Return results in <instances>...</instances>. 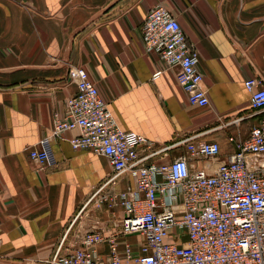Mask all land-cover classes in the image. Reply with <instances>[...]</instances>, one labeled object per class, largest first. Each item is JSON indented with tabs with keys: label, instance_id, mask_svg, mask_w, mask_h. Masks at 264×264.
<instances>
[{
	"label": "crops",
	"instance_id": "1",
	"mask_svg": "<svg viewBox=\"0 0 264 264\" xmlns=\"http://www.w3.org/2000/svg\"><path fill=\"white\" fill-rule=\"evenodd\" d=\"M158 5L198 54L208 106L190 104L178 68L144 50L140 27ZM74 66L86 69L123 130L155 146L190 135L215 140L226 159L234 149L228 137H245L259 118L244 80H264V0H0V264H48L86 231L120 228L122 208L100 197L133 179L107 183L108 159L72 148L76 130L48 140L45 166L29 155L76 92ZM238 117V125L230 123ZM182 156L192 170L208 166L183 145L151 159Z\"/></svg>",
	"mask_w": 264,
	"mask_h": 264
},
{
	"label": "built area",
	"instance_id": "2",
	"mask_svg": "<svg viewBox=\"0 0 264 264\" xmlns=\"http://www.w3.org/2000/svg\"><path fill=\"white\" fill-rule=\"evenodd\" d=\"M140 32L146 52H156L167 66L178 68L177 81L189 103L208 106L198 54L178 20L158 5L147 12ZM69 75L76 92L66 98L63 113L54 115L50 135L41 140V148L30 150V157L45 166L48 140L76 130L69 139L72 148L108 159L112 173L107 183L129 175L133 185L100 197L122 208L118 230L86 231L68 253L61 255L59 247L48 264H264L263 78L244 80L250 107L259 118L245 137H228L234 149L221 160L215 140L196 141L197 135H190L155 146L146 137L123 130L86 69L74 66ZM240 120L230 123L238 125ZM177 145L207 159L208 166L192 170L184 156L152 161ZM126 236L136 238L120 243Z\"/></svg>",
	"mask_w": 264,
	"mask_h": 264
}]
</instances>
